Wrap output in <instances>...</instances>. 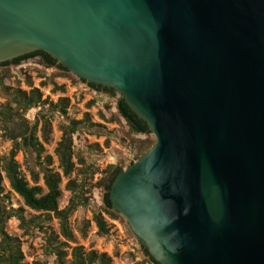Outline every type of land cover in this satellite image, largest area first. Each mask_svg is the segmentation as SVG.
I'll list each match as a JSON object with an SVG mask.
<instances>
[{"label": "water", "instance_id": "1", "mask_svg": "<svg viewBox=\"0 0 264 264\" xmlns=\"http://www.w3.org/2000/svg\"><path fill=\"white\" fill-rule=\"evenodd\" d=\"M35 51L148 124L109 197L159 264H264V0H0V64Z\"/></svg>", "mask_w": 264, "mask_h": 264}, {"label": "trees", "instance_id": "2", "mask_svg": "<svg viewBox=\"0 0 264 264\" xmlns=\"http://www.w3.org/2000/svg\"><path fill=\"white\" fill-rule=\"evenodd\" d=\"M36 57H39L47 66L57 68V71L49 77V81L41 83V87L51 83L54 92H65V86L57 85L54 81L55 78L66 77L76 81L75 76L44 51H35L0 64V95L6 98V102L0 109V114L7 109L14 116L22 117V114L38 109L33 125L28 127L23 134L13 136L14 145L11 151L8 154L0 155V264H29L25 261L22 240L7 231V224L11 219H16L19 222V228L25 235L36 233L43 235L45 240L44 254L47 258H53L55 264H66L69 255L71 256L70 264H113V257L108 253H100L95 249L87 251L83 246L77 244V239L70 225V218L78 208L90 205L88 194H92L94 189H100L104 192L103 206L93 215L98 234L106 237L110 233V227L105 216L120 221L124 226L130 228L121 214L113 210L109 197L111 183L117 174L123 170V167L111 164L100 171L95 165L87 163L82 156H78L77 162L74 161L76 153L73 148V136L75 134L84 130L101 136L105 134L106 130L102 124L92 121L90 113H85L80 120L71 118L67 123L60 125L62 138L55 149V155L62 173L52 168L53 157L45 154V144L51 140L52 121L56 115L67 116L70 99L60 97L56 102L49 98L44 99L41 89L33 86L31 77L26 79V84L30 88L29 91L23 90L19 84L12 87L6 83V79L12 76L11 65L18 66L23 61ZM78 80L86 82L82 79ZM88 85L98 92L116 97L113 88L93 83H88ZM92 104L93 102H90L88 106L90 107ZM116 108L117 112L112 114L109 121H119L120 118L125 120L129 127L128 132L131 140L138 143L139 157L137 159H139L155 144V137L148 124L130 109L122 97L116 100ZM39 133L41 137L38 136ZM133 135L136 137L144 136V138H136ZM96 147L100 148L98 144ZM19 153L23 155V164L30 179L26 177L17 160ZM73 173L76 174V178L67 183V188L72 192V196L68 205L60 209L59 200L62 197L63 177L69 178ZM99 173L102 174V177L94 182L95 176ZM4 179L8 180L10 188L22 198L24 206L15 208L8 205L10 197L6 193ZM40 180H43L44 186L39 184ZM25 207L30 208L36 214L28 217ZM53 219L59 221V232H56L51 225ZM86 225H89V222H86ZM81 232L82 236H86L85 227L82 228ZM71 243L75 245L71 246ZM141 248L145 258L135 264H159L143 246ZM68 249L71 250L70 253ZM34 264L49 263L46 260Z\"/></svg>", "mask_w": 264, "mask_h": 264}, {"label": "rangeland", "instance_id": "3", "mask_svg": "<svg viewBox=\"0 0 264 264\" xmlns=\"http://www.w3.org/2000/svg\"><path fill=\"white\" fill-rule=\"evenodd\" d=\"M10 70L12 76L6 79V83L9 86L13 87L19 84L23 90L29 91L30 88L26 84V79L31 77L33 86L41 89L44 99L49 98L54 102L60 97L70 99L67 116L56 115L52 121L51 140L48 144H45V154L53 157L52 168L55 171L62 173L55 155V149L62 138L60 125L67 123L71 118L80 120L85 113H90L92 121L102 124L106 130L105 134L101 136L84 130L73 136V148L76 153L74 157L75 162H77L78 156H82L87 163L95 165L102 171L111 164L127 169L131 163L138 160V143L131 140L128 132L129 127L125 120L120 118L119 121H109L112 114L117 112V95L116 97H112L103 92H98L92 89L88 85V82L79 81V78L70 72V74L76 77V81L66 77H56L54 80L57 85L65 86V92H54L51 83L45 87H41V83L49 81V77L57 71V68L47 66L39 57L23 61L18 66L11 65ZM5 102L6 98L0 95V109H2V105ZM90 102H93V104L89 107ZM2 112L0 114V155L8 154L11 151L14 145L13 136L23 134L28 127L33 125L38 109L22 114V117L14 116L7 109ZM38 136L41 137L40 133ZM136 138L142 139L144 136H137ZM97 144L100 146L99 149L96 147ZM17 160L21 164L22 171L26 177L30 179L23 164L22 153L18 154ZM77 166L80 167L79 164ZM101 177V173L97 174L94 182ZM75 178V173L69 178L63 177L61 184L62 197L59 200L60 209L68 205L72 192L67 188V183L69 180ZM39 184L44 186L43 180H40ZM4 186L6 193L10 197L8 205H12L15 208L24 206L22 198L10 188L7 179H4ZM103 194L104 192L100 189H94L92 194L87 195L90 197V205L78 208L70 218V225L77 239V244L83 246L87 251L95 249L100 253H108L113 257V264H135L143 260L145 256L140 241L131 228H127L120 221L112 220L105 216L110 227V233L106 237L98 234V228L93 221V215L95 211L101 210L103 206ZM25 209L28 217L36 214L28 207H25ZM86 222H89V225H86ZM51 225L56 232H59V221L57 219H53ZM83 227L86 228V236H82L81 231ZM7 231L22 240L26 262L34 264L35 262L47 260L49 264H55L53 258H47L44 254L45 240L42 234L25 235L19 228V222L16 219H11L8 222ZM70 245L74 246L75 244L71 243ZM68 251L69 253L71 252L70 249ZM70 263L71 256L69 255L66 264Z\"/></svg>", "mask_w": 264, "mask_h": 264}]
</instances>
